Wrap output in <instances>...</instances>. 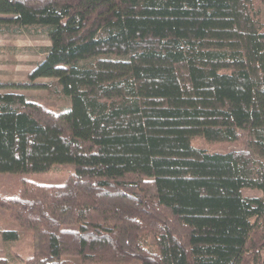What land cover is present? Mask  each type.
Listing matches in <instances>:
<instances>
[{
	"label": "trees",
	"instance_id": "16d2710c",
	"mask_svg": "<svg viewBox=\"0 0 264 264\" xmlns=\"http://www.w3.org/2000/svg\"><path fill=\"white\" fill-rule=\"evenodd\" d=\"M0 15L50 41L0 87L54 77L69 99L0 92V173L71 166L0 198L30 230L27 264H264V0H0Z\"/></svg>",
	"mask_w": 264,
	"mask_h": 264
},
{
	"label": "rangeland",
	"instance_id": "374dc122",
	"mask_svg": "<svg viewBox=\"0 0 264 264\" xmlns=\"http://www.w3.org/2000/svg\"><path fill=\"white\" fill-rule=\"evenodd\" d=\"M4 15H0L3 17ZM50 41L46 28L42 26L21 27L0 21V83H26L29 72L43 58ZM37 86L0 87V92L15 90L25 94L33 101L54 109H66L69 99L57 85L54 77H39L35 79ZM49 84V85H48ZM193 144L209 151H229L245 147L241 137L235 141L210 142L201 137H195ZM71 171V166H57L44 173H0V198L17 197L20 195L22 180L43 184L45 186L62 184ZM244 194H257L256 190L244 189ZM9 209L0 208V229L15 228L19 238L15 241H5L0 236V257L7 258V264H27L25 260L31 251L30 230L19 225L11 217ZM264 258V248L262 250ZM76 264H79L77 259Z\"/></svg>",
	"mask_w": 264,
	"mask_h": 264
}]
</instances>
